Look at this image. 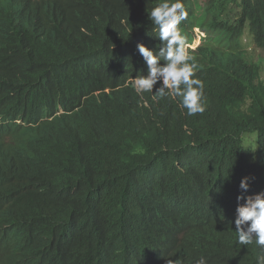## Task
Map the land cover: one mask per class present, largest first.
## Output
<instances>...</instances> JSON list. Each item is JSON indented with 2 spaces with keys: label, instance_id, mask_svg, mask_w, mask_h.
<instances>
[{
  "label": "trees",
  "instance_id": "16d2710c",
  "mask_svg": "<svg viewBox=\"0 0 264 264\" xmlns=\"http://www.w3.org/2000/svg\"><path fill=\"white\" fill-rule=\"evenodd\" d=\"M157 3L0 0V264L264 256L235 231L241 179L245 197L264 191V73L227 51L244 31L264 50V0H184L196 115L154 96L162 81L135 90L148 71L137 44L161 46Z\"/></svg>",
  "mask_w": 264,
  "mask_h": 264
},
{
  "label": "clouds",
  "instance_id": "9594fccd",
  "mask_svg": "<svg viewBox=\"0 0 264 264\" xmlns=\"http://www.w3.org/2000/svg\"><path fill=\"white\" fill-rule=\"evenodd\" d=\"M189 17L184 0H158V3L148 11V19L158 32L161 46L149 48L143 43L137 44V50L147 65V74L133 79L138 93H153L158 81H162L154 96L159 98L175 96L180 99V105L187 110L188 115L203 113L204 82L196 77L199 64L187 48V38L182 34L180 25ZM163 62V63H161ZM249 178L241 179L239 188L241 194L236 207L235 231L240 245H250L253 242L264 249V191L245 197L249 189ZM168 264H173L169 261ZM195 264H206L201 257ZM257 264H264V256L258 257Z\"/></svg>",
  "mask_w": 264,
  "mask_h": 264
},
{
  "label": "rangeland",
  "instance_id": "374dc122",
  "mask_svg": "<svg viewBox=\"0 0 264 264\" xmlns=\"http://www.w3.org/2000/svg\"><path fill=\"white\" fill-rule=\"evenodd\" d=\"M236 18H237L236 10L231 8L229 10V20L232 22ZM245 33L246 31L243 32L241 38L237 42L238 50L235 48V42H231V43H227V45L229 46L227 48V51H229V48L231 47V51L234 52L236 55L251 58L253 62H255L258 66L261 67V70L264 73V50L256 47L250 35ZM240 51L242 53H240ZM262 76L264 78V74ZM248 139L249 141L245 144L246 147L251 144L255 145V142L253 140H250V136H248ZM256 148H257V141H256Z\"/></svg>",
  "mask_w": 264,
  "mask_h": 264
}]
</instances>
